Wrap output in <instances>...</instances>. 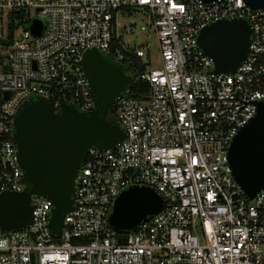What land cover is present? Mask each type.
Wrapping results in <instances>:
<instances>
[{
	"label": "built area",
	"instance_id": "built-area-1",
	"mask_svg": "<svg viewBox=\"0 0 264 264\" xmlns=\"http://www.w3.org/2000/svg\"><path fill=\"white\" fill-rule=\"evenodd\" d=\"M147 14L157 34L161 67L144 63L124 34L120 12ZM16 13L23 14L13 20ZM245 18L250 52L235 73H217L200 47L201 29ZM44 23L39 36L30 26ZM16 29L9 44V24ZM0 197L22 192L14 118L31 98L57 111L62 103L92 111L95 99L82 68L97 48L126 74L150 86L147 98H117L125 138L114 149L86 152L74 209L62 235L49 226L54 202L32 195V220L0 227V264H264V190L249 199L235 182L229 147L264 101V6L245 0H0ZM115 40H121L120 46ZM146 65L144 71L139 70ZM8 95L6 99L4 96ZM133 186L153 188L164 208L136 230L116 232L114 202Z\"/></svg>",
	"mask_w": 264,
	"mask_h": 264
},
{
	"label": "water",
	"instance_id": "water-1",
	"mask_svg": "<svg viewBox=\"0 0 264 264\" xmlns=\"http://www.w3.org/2000/svg\"><path fill=\"white\" fill-rule=\"evenodd\" d=\"M245 2L252 8L264 6V0ZM43 29V21L34 19L31 32L39 36ZM251 34L245 18L221 19L204 26L198 42L213 59L215 72L235 73L250 52ZM81 64L95 99L92 111L68 103L56 111L51 102L38 97L23 104L14 118L17 162L26 185L22 192L0 197L3 231L30 224L31 199L37 194L53 200L49 226L60 237L64 217L74 209L77 176L86 152L93 147L114 149L125 138L119 123L112 124L108 116L116 113L117 98L130 88L132 77L97 48L86 50ZM227 158L235 182L249 199L264 190V101L258 102L255 116L234 137ZM163 208L164 200L153 188L133 186L117 196L109 223L116 232L136 230Z\"/></svg>",
	"mask_w": 264,
	"mask_h": 264
},
{
	"label": "rangeland",
	"instance_id": "rangeland-1",
	"mask_svg": "<svg viewBox=\"0 0 264 264\" xmlns=\"http://www.w3.org/2000/svg\"><path fill=\"white\" fill-rule=\"evenodd\" d=\"M119 21L122 24H132L133 32L125 33L124 39L132 48H142L145 55L142 57L144 63L150 68L161 67V55L157 40V34L151 26V20L147 14L138 12H120ZM0 53L3 47L0 46Z\"/></svg>",
	"mask_w": 264,
	"mask_h": 264
},
{
	"label": "trees",
	"instance_id": "trees-1",
	"mask_svg": "<svg viewBox=\"0 0 264 264\" xmlns=\"http://www.w3.org/2000/svg\"><path fill=\"white\" fill-rule=\"evenodd\" d=\"M23 14L21 13H16L13 15V20L15 18H20ZM16 29V26L14 24V22L12 21L10 24H9V35H8V42L7 44L11 43L13 41V33H14V30ZM121 44V40H115V45L116 46H120ZM138 65H139V70L141 71H144L147 66L146 65H141V63L139 62L138 60ZM149 92H150V86L148 83L146 82H143L141 80H138L135 78L133 84L130 86V89H129V95L130 96H133L135 98H138V99H145L147 98V96L149 95ZM3 101V97H2V93L0 92V105ZM108 120L112 123V124H116L117 123V118H116V115L115 114H110L108 116Z\"/></svg>",
	"mask_w": 264,
	"mask_h": 264
}]
</instances>
